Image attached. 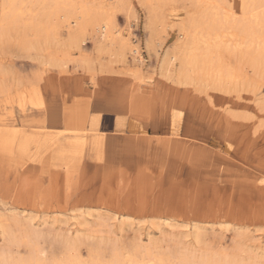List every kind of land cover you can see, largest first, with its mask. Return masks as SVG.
I'll use <instances>...</instances> for the list:
<instances>
[{
  "label": "rangeland",
  "instance_id": "obj_1",
  "mask_svg": "<svg viewBox=\"0 0 264 264\" xmlns=\"http://www.w3.org/2000/svg\"><path fill=\"white\" fill-rule=\"evenodd\" d=\"M139 1L123 0L114 25L140 61L99 44L96 24L77 41L61 19L40 38L0 37V222L40 229L46 257L77 233L82 257L103 263L116 251L141 264L149 247L164 264L186 251L264 264V63L230 57L239 74L221 86L166 70L205 6ZM220 2L231 19L235 1Z\"/></svg>",
  "mask_w": 264,
  "mask_h": 264
},
{
  "label": "bare ground",
  "instance_id": "obj_2",
  "mask_svg": "<svg viewBox=\"0 0 264 264\" xmlns=\"http://www.w3.org/2000/svg\"><path fill=\"white\" fill-rule=\"evenodd\" d=\"M108 1L109 2L106 4L100 3L98 5L89 6L88 4L77 0H0V37L2 38L3 36V38H5L4 34H6V32L11 29H21L23 32L24 30H29L40 38V35H47L49 33L51 29H49L50 21L61 19L62 21H57H59V23H65L67 32L73 33L70 37V41H77L78 36L87 30V26L96 24L95 32H98L99 44L109 46L119 52L128 50L133 56L137 55L135 57L138 61H140L137 46L132 44V42H129L126 36L123 35V33L118 28H115L116 26L114 25V15L117 13L116 11L119 7H124L123 0ZM152 1L153 0H144L143 3L150 5ZM234 1L236 8L235 15H233L229 20H226L225 18L223 20L224 16L221 12H223L224 6L222 7V4L224 5V3H221L220 0H198L197 2H199V5L205 6V11L198 17L195 16L196 18L189 20L188 29H184V31H186V41L181 44V47L177 53H173V55L168 59L162 61V67H167L166 70H168V66L178 65L181 69L184 68V73H181L183 76L185 75L184 77L190 78L191 76H189L188 73L192 71L196 75V78L198 79L197 81L203 79L210 81L212 84H218L217 86H221L222 84H219L221 83V79L225 78V76L229 82L235 81L236 83V77L237 74H239V70L232 67L229 59L230 57L232 59L234 58V55L236 56L237 54H243L245 57L248 56L250 61L254 60L256 63V60H259L260 62L264 63V0ZM28 5H30V8H27ZM36 5H39L41 8V14H39L40 17L38 15L37 18H35V16H31L32 8ZM229 5L231 4L229 3ZM148 8V10H150V7ZM156 10L159 9L156 8ZM26 14H29L30 17L27 18L28 21L26 20V22L21 24ZM72 18H75V20L72 21ZM149 18L148 21H150ZM182 38L184 37L182 36ZM200 38L204 39L207 43L205 45H200ZM28 40L26 37H23V39L19 41L20 46H27L31 41ZM191 41H193L194 49L191 53H189L188 46L189 43L191 44ZM259 74L261 73L259 72ZM262 75L261 77L264 78ZM3 219L6 220L8 218ZM5 220L0 222V235L1 239L5 242V245L3 243V246L0 247V264H140V262L135 257V259L132 257L129 260H126L121 256L120 253L116 251H112V257L107 263L100 261L98 262V260L93 259V257H90V259L87 260L82 257L78 246H75L77 243L76 240L81 238L79 235H77V233H75L73 236L67 234L63 237L62 253L59 252V255H56L52 252L50 257H46L39 244L40 237L43 235L41 232L37 231L40 229H34L33 227H30L31 225L23 229V225H21L22 221L19 223V219L15 220L16 231L14 230L13 232V228L7 227L8 222H5ZM195 238L198 239L197 233ZM12 245H17L18 247L22 246L25 250L24 254L21 252L22 255H19V250L17 251L19 253H16L18 256L14 254V252L11 251L13 250V247L10 250V246ZM180 252L178 253L179 255L181 254ZM193 255L195 254H189L186 251L182 254L177 264L252 263L250 258H248L250 260L249 263L247 261L248 259H241V257L240 259L234 258L229 260V257L226 256V258L223 257L224 259H216L214 257H207L209 255L199 258H197L198 255L196 257ZM142 256L143 263L141 264H164L161 258L160 260L157 259L155 255V257L152 256L149 247L148 249L146 247V250ZM254 263L255 262H253V264Z\"/></svg>",
  "mask_w": 264,
  "mask_h": 264
}]
</instances>
